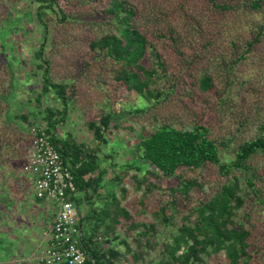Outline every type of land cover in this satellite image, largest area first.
Instances as JSON below:
<instances>
[{
    "label": "rangeland",
    "instance_id": "obj_1",
    "mask_svg": "<svg viewBox=\"0 0 264 264\" xmlns=\"http://www.w3.org/2000/svg\"><path fill=\"white\" fill-rule=\"evenodd\" d=\"M98 1L58 0L67 17L62 22L54 14H43L48 25L43 58L48 61L51 81L66 86L68 104L56 136L97 151L104 176L92 197L95 206L114 193L132 222L155 225V234L139 245L120 233L130 252L115 242L121 253L117 264H156L162 243L176 234L185 218L193 219L194 209L213 197L220 181L213 165L182 169L175 177L164 178L137 158L135 147L159 126L185 131L203 125L210 139L226 145L220 152L221 161L227 162L240 143L264 135V36L243 57L259 28L264 30V0L259 10L245 7L255 0H223L231 6L227 12L213 9L205 0H124L136 9L134 24L151 47L141 62L158 74L151 89L160 97L151 102L115 81L117 64L90 51L92 41L114 33L111 26L92 23L106 6ZM36 8L32 0H0V172L7 168L17 175L15 179L28 156V129L33 125L45 128L46 111L62 109L52 92L41 93L39 62L33 56L39 47ZM168 36L177 40L176 51L168 46ZM155 55L160 57L159 69ZM204 77L211 81L208 92L199 88ZM107 114L112 121L102 132L103 142L96 140L89 127L100 126ZM248 164L255 175L256 194L245 185L240 171H234L240 177L244 202L233 221L249 233L250 264H264V154L253 155ZM134 178L145 179L143 185L138 188ZM187 182L198 187L185 195L181 186ZM13 183L11 196L17 198L18 186ZM25 231L19 227L17 232L24 236ZM146 239L153 248L145 246ZM134 254L139 255L137 262ZM204 264L228 263L221 252L204 257Z\"/></svg>",
    "mask_w": 264,
    "mask_h": 264
},
{
    "label": "trees",
    "instance_id": "obj_2",
    "mask_svg": "<svg viewBox=\"0 0 264 264\" xmlns=\"http://www.w3.org/2000/svg\"><path fill=\"white\" fill-rule=\"evenodd\" d=\"M32 1L37 6L35 16L40 27L37 38L39 47L33 56L39 62L36 66L41 72L43 83L41 93L52 92L62 106L61 110H47L46 127L40 128L45 130L51 143L60 153L64 164L70 168L77 195L84 194L88 190L95 195L104 176L101 172L97 151L82 149L70 140L57 139L56 127L58 124L64 123L67 115L66 86L51 81L48 61L43 58L45 44L48 40V25L43 19V14H54L59 22L65 21L67 17L58 0ZM99 1V4L106 6L102 14L92 18V23L111 26L114 33L106 34L92 41L89 45L90 51L97 58L110 59L119 66L114 79L125 85L129 91L136 92L149 102L154 98H159L160 94H156L151 89V85L156 83L157 71L146 69L141 63L151 47L144 34L134 24L137 16L136 9L124 0ZM205 2L220 12L231 10L228 2L223 0H205ZM245 7L259 10L260 0H255ZM1 34L2 31L0 36ZM262 36H264V30L259 28L257 34L247 44L243 57L253 49V46L259 44ZM166 39L168 46L176 51L177 40L172 36H168ZM92 58L87 62L91 63L94 60ZM155 58L159 69L162 67L160 57L155 55ZM199 88L203 92L210 91V79L202 78ZM40 97L41 95H38L37 101ZM21 118L26 120L24 115ZM111 121V116L107 114L100 119V126L90 124L89 128L96 140L103 139L104 142L102 132ZM221 147L224 148L226 145L210 139L209 130L203 125L185 131L163 125L156 127L151 134L138 141L135 147L137 158L153 166L164 178H173L182 169L197 170L207 165H213L217 169L220 181L218 190L213 197L201 202L194 209L193 219L185 218L176 234L162 243L160 257L156 264H204V257L217 255L221 252L224 253L228 264L251 263L252 256L248 253L249 245L247 243L249 233L233 221L236 211L242 207L244 202L241 197L240 177L234 175L233 172L240 171L244 176L245 185L256 194L253 181L255 175L252 173L248 161L253 155L264 154V135L240 143L227 162L221 161ZM128 167L136 169L137 172L141 171L134 165ZM134 179L138 188L143 185L145 180ZM181 187L182 193L186 195L198 186L195 183L187 182ZM122 192L124 191L122 190ZM91 199L93 198H88L90 201L88 216L85 219L80 217V227L84 235L82 246L88 254L85 264H117L121 253L115 249V242L123 245L126 251L130 252L128 243L122 239L120 233L127 234L125 238H134V243L137 245L149 234H155V225L132 222L128 212L121 207L120 199L114 193L107 194L103 198V204L97 210L94 209L96 202H92ZM72 200L78 206V197H73ZM163 211L164 209L161 212ZM136 236L139 237L138 240ZM144 244L148 247L149 240L146 239ZM150 246L154 247L151 244ZM138 257V254L132 256L134 262L138 261Z\"/></svg>",
    "mask_w": 264,
    "mask_h": 264
},
{
    "label": "built area",
    "instance_id": "obj_3",
    "mask_svg": "<svg viewBox=\"0 0 264 264\" xmlns=\"http://www.w3.org/2000/svg\"><path fill=\"white\" fill-rule=\"evenodd\" d=\"M28 136L30 150L22 171L34 177L35 197L49 202L54 211L49 242L40 260L43 264H85L88 254L82 246L80 216L72 200L77 189L70 168L43 128L31 126Z\"/></svg>",
    "mask_w": 264,
    "mask_h": 264
},
{
    "label": "crops",
    "instance_id": "obj_4",
    "mask_svg": "<svg viewBox=\"0 0 264 264\" xmlns=\"http://www.w3.org/2000/svg\"><path fill=\"white\" fill-rule=\"evenodd\" d=\"M25 138L28 143L27 153H29L28 131ZM16 176L7 168L6 171L0 172V245L2 246L0 247V264H43L40 258L49 242V230L54 211L49 202L40 201L35 197L32 175L21 171L18 179H15ZM27 176L31 177L30 181H27ZM3 178L4 181L8 179L7 185L1 180ZM12 182L18 186L15 189L17 198L11 196ZM27 182L30 183L29 187H26ZM93 196L94 194L89 190L77 195L79 201L77 212L82 219H85L90 212L88 198ZM99 207L94 206V209L97 210ZM19 227L26 230L24 236H19L20 233L17 232Z\"/></svg>",
    "mask_w": 264,
    "mask_h": 264
}]
</instances>
